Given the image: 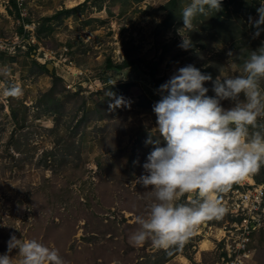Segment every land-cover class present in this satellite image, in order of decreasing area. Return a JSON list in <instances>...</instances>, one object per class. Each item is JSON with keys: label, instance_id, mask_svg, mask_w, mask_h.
<instances>
[{"label": "rangeland", "instance_id": "1", "mask_svg": "<svg viewBox=\"0 0 264 264\" xmlns=\"http://www.w3.org/2000/svg\"><path fill=\"white\" fill-rule=\"evenodd\" d=\"M69 1L0 0V81L22 88L0 99V253L15 234L56 247L65 264H218L203 225L168 261L176 246L129 242L150 203L136 177L154 147L145 141L158 137V86L189 63L213 79L239 73L264 44L251 23L259 0H221L190 33L180 19L188 0ZM181 33L192 47L178 46ZM111 92L127 103L110 108ZM246 180L264 181V166ZM249 248V264H264V229Z\"/></svg>", "mask_w": 264, "mask_h": 264}, {"label": "clouds", "instance_id": "2", "mask_svg": "<svg viewBox=\"0 0 264 264\" xmlns=\"http://www.w3.org/2000/svg\"><path fill=\"white\" fill-rule=\"evenodd\" d=\"M220 8L221 0H188L181 9L183 28L190 33L197 15ZM256 11L258 18L251 23L258 36L264 30V0ZM181 35L178 46L192 47L190 36ZM5 73L0 68V75ZM206 81H212L214 95H207ZM157 91L160 99L152 110L158 137L145 141L154 147L136 177V183L150 189V203L146 214L135 217L138 227L128 239L133 246L150 241L168 250L182 245L196 224L222 217L227 209L218 194L264 166V126L257 123L264 116V44L247 54L239 73L213 79L189 63L177 68ZM20 95V85L0 81V99ZM109 96L114 97L110 108L127 103L112 92ZM223 101H228L227 107ZM253 128L257 130L251 132ZM186 194L191 198L181 200ZM6 246L0 264H14L13 249L16 264H65L56 247L35 238L11 234Z\"/></svg>", "mask_w": 264, "mask_h": 264}, {"label": "built area", "instance_id": "3", "mask_svg": "<svg viewBox=\"0 0 264 264\" xmlns=\"http://www.w3.org/2000/svg\"><path fill=\"white\" fill-rule=\"evenodd\" d=\"M246 181L218 194L227 209L222 217L197 224L203 225L206 235L216 239L218 264H249L251 238L264 229V181Z\"/></svg>", "mask_w": 264, "mask_h": 264}, {"label": "trees", "instance_id": "4", "mask_svg": "<svg viewBox=\"0 0 264 264\" xmlns=\"http://www.w3.org/2000/svg\"><path fill=\"white\" fill-rule=\"evenodd\" d=\"M261 182H262V180H261ZM236 186H238V182H234L229 189L235 188ZM182 245L187 246V244H185L184 242H183ZM179 249L181 250V245L178 248L176 246V249L173 250V251H171V250L165 251L166 254L164 253L165 254L164 261H168L169 259L173 258V256H175L176 254L180 253V250Z\"/></svg>", "mask_w": 264, "mask_h": 264}, {"label": "bare ground", "instance_id": "5", "mask_svg": "<svg viewBox=\"0 0 264 264\" xmlns=\"http://www.w3.org/2000/svg\"><path fill=\"white\" fill-rule=\"evenodd\" d=\"M75 2H77V1H75V0H70V1H69V4H72V5H73V4H75ZM250 179H251V178H250ZM204 244H205V243H204V241H203V243H202V249H203V247H204ZM206 244H207V243H206Z\"/></svg>", "mask_w": 264, "mask_h": 264}, {"label": "crops", "instance_id": "6", "mask_svg": "<svg viewBox=\"0 0 264 264\" xmlns=\"http://www.w3.org/2000/svg\"><path fill=\"white\" fill-rule=\"evenodd\" d=\"M214 246H215V242H214Z\"/></svg>", "mask_w": 264, "mask_h": 264}]
</instances>
